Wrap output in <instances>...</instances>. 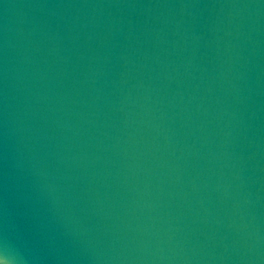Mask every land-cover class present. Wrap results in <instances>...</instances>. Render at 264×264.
<instances>
[{"label": "water", "instance_id": "water-1", "mask_svg": "<svg viewBox=\"0 0 264 264\" xmlns=\"http://www.w3.org/2000/svg\"><path fill=\"white\" fill-rule=\"evenodd\" d=\"M0 264H264V0H0Z\"/></svg>", "mask_w": 264, "mask_h": 264}]
</instances>
